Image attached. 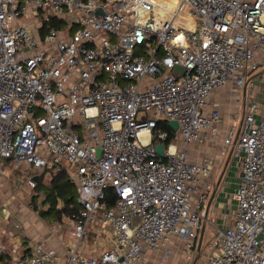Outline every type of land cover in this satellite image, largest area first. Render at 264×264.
I'll list each match as a JSON object with an SVG mask.
<instances>
[{"label":"built area","instance_id":"built-area-1","mask_svg":"<svg viewBox=\"0 0 264 264\" xmlns=\"http://www.w3.org/2000/svg\"><path fill=\"white\" fill-rule=\"evenodd\" d=\"M181 10L195 28L177 23ZM154 12L148 0H0V174L7 161L23 164L35 188L65 169L80 205L29 253L0 237L10 264H151L148 253L167 255L175 238L198 253L213 164L190 161L187 149L218 133L215 92L264 81V0H181L161 21ZM260 110L250 101L227 130L236 207L200 264H264Z\"/></svg>","mask_w":264,"mask_h":264},{"label":"crops","instance_id":"crops-1","mask_svg":"<svg viewBox=\"0 0 264 264\" xmlns=\"http://www.w3.org/2000/svg\"><path fill=\"white\" fill-rule=\"evenodd\" d=\"M228 88L215 92L211 99V102L221 103L223 120L218 126L217 135L213 136L209 133L204 143L192 142L187 149V157L190 161L197 162L203 159H211L213 164L212 175L206 177L202 183V191L206 196V200L201 210L205 212L206 220H204L199 234L198 253H193V255L204 253V245L213 236L215 227H226L231 223L236 207L235 202L231 199V194L239 183L240 170L235 156V147H225L224 139L227 130L234 122V118L238 117L240 93H228ZM251 91L250 89L242 91L245 99H247V93L250 96ZM248 102L246 101V103ZM210 111L211 107L206 112L209 113ZM6 167L11 168V171L12 169H17L10 161L5 163L4 168L7 169ZM1 177L3 176L0 174V179ZM6 204L8 208L9 203L6 202ZM28 215L29 213L26 212L18 216L12 211V208H9L8 211L7 209L5 211L0 210V237L5 245L11 248L21 247L22 250L28 251L35 243L48 238L51 229L46 225L47 223L42 221L38 215L27 217ZM16 222L21 224L20 229L14 227V223ZM210 224H213V226ZM201 240L202 243L200 245ZM179 242L180 240L175 238L165 246L167 255H164V250L148 253L147 258L150 263L187 264L188 262H192V264H196L195 261H192L193 255L190 257L187 249H184L185 254H182L181 250H179ZM49 245L62 251L61 242L58 237L51 236L49 238ZM0 264H10L9 257L1 256Z\"/></svg>","mask_w":264,"mask_h":264},{"label":"rangeland","instance_id":"rangeland-1","mask_svg":"<svg viewBox=\"0 0 264 264\" xmlns=\"http://www.w3.org/2000/svg\"><path fill=\"white\" fill-rule=\"evenodd\" d=\"M154 11L156 13L157 8H154ZM184 12L187 13V10H185ZM228 89H229L228 93H230V87ZM239 96H240L239 97V109H238L239 113H238V117L234 118V121L239 122L242 119L244 115L243 113L244 109L250 103V101L256 102L261 109L260 113L262 114L264 113V81L258 82L257 87L252 89L250 96L247 93V96H246L247 99L244 98L243 93H240ZM246 101L247 102L249 101V102L246 103ZM16 167L17 169H14V170L12 169V171H11V168L6 167L7 177L5 175H2L3 177H1L0 179V210L5 211L7 209L8 211L9 208H12V211H14V213H16L18 216L23 215L26 212L29 213L27 217L35 216V215L37 216L38 214L37 212H35V209H34L35 204H36L35 200L39 198L40 199L39 201H42L41 199H43V196L38 194L35 191V188H31L27 184V179L25 178L26 173L27 172L30 173L31 171L23 164H19ZM50 181H51L50 176H46L43 179V182L45 185H49ZM39 201H37L38 204H39ZM6 202L9 203L8 208H3V204H5ZM65 219L66 217L63 218V220ZM46 225L50 229L53 227V225L51 224H46ZM51 230H50V233H51ZM179 244H180L179 250H181L183 254L185 252L183 250L187 249V245L182 241H180ZM204 256H205L204 254H198V255L194 254L192 257L193 259L192 261L193 262L195 261L196 264H200L202 260L204 259ZM187 264H192V262H188Z\"/></svg>","mask_w":264,"mask_h":264},{"label":"trees","instance_id":"trees-1","mask_svg":"<svg viewBox=\"0 0 264 264\" xmlns=\"http://www.w3.org/2000/svg\"><path fill=\"white\" fill-rule=\"evenodd\" d=\"M164 129L169 130V127L166 125ZM171 139L172 135H170L168 142ZM50 177L49 185H45L43 182L45 175L38 179L35 191L42 195L43 199H41L42 201H39V198L35 200L34 209L42 221L54 225L55 223H61L64 217H70L79 212L80 205L75 184L71 181L65 169L50 175ZM37 201H39V204ZM29 251L26 252L29 253Z\"/></svg>","mask_w":264,"mask_h":264},{"label":"bare ground","instance_id":"bare-ground-1","mask_svg":"<svg viewBox=\"0 0 264 264\" xmlns=\"http://www.w3.org/2000/svg\"><path fill=\"white\" fill-rule=\"evenodd\" d=\"M153 3L154 8H157V12H154V16L158 20L169 19L177 11L180 6L181 0H148ZM185 10H181L177 16L176 21L181 26H186L187 28H195V20L191 14ZM183 12V13H182Z\"/></svg>","mask_w":264,"mask_h":264},{"label":"water","instance_id":"water-1","mask_svg":"<svg viewBox=\"0 0 264 264\" xmlns=\"http://www.w3.org/2000/svg\"><path fill=\"white\" fill-rule=\"evenodd\" d=\"M170 127H172L174 131H177L179 128V123L177 121H172V122H170ZM156 150L161 157L165 156L164 145L162 143H159L156 145ZM97 153H98V155H100L101 149H98ZM36 180H38V178ZM201 243H202V240L200 242V245H201Z\"/></svg>","mask_w":264,"mask_h":264}]
</instances>
